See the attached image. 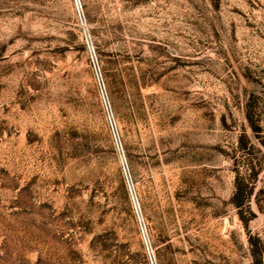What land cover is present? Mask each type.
I'll use <instances>...</instances> for the list:
<instances>
[{"label": "rangeland", "instance_id": "1", "mask_svg": "<svg viewBox=\"0 0 264 264\" xmlns=\"http://www.w3.org/2000/svg\"><path fill=\"white\" fill-rule=\"evenodd\" d=\"M79 2L0 0V264H264V0Z\"/></svg>", "mask_w": 264, "mask_h": 264}, {"label": "built area", "instance_id": "2", "mask_svg": "<svg viewBox=\"0 0 264 264\" xmlns=\"http://www.w3.org/2000/svg\"><path fill=\"white\" fill-rule=\"evenodd\" d=\"M75 3H76V7H77L79 14L82 15V8H81L79 0H75ZM92 65H93L94 72L97 76L98 82H99V86H100V90H101V94H102V98H103V103H104L105 108L108 112L111 128H112V131L114 133L115 140H116L117 146H118V137L116 134V125H115L114 119H113L112 114H111V106H110L109 98H108L107 93H106V88L104 86V82H103V78H102V74H101V68H100L98 60L95 56H92ZM135 209H136L137 214L139 215L138 207L135 206ZM141 229L143 231L144 237L146 238V234L144 231V227L142 226V223H141ZM147 250H148V256H149L150 264H157L155 255L151 251L150 247L147 246Z\"/></svg>", "mask_w": 264, "mask_h": 264}]
</instances>
